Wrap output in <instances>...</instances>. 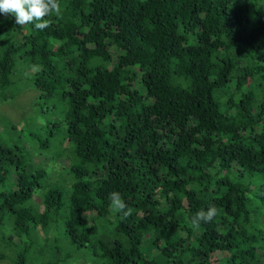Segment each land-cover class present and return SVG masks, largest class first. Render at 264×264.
<instances>
[{"label":"trees","instance_id":"trees-1","mask_svg":"<svg viewBox=\"0 0 264 264\" xmlns=\"http://www.w3.org/2000/svg\"><path fill=\"white\" fill-rule=\"evenodd\" d=\"M59 4L42 31L0 14V86L23 59L36 67L45 120L34 137L43 149L66 141L55 155L70 179L47 181L49 165L0 142V225L6 213L26 236L16 263L32 248L34 264L67 262L32 237L59 221L104 264H264V0ZM113 192L132 215L109 208Z\"/></svg>","mask_w":264,"mask_h":264},{"label":"rangeland","instance_id":"rangeland-1","mask_svg":"<svg viewBox=\"0 0 264 264\" xmlns=\"http://www.w3.org/2000/svg\"><path fill=\"white\" fill-rule=\"evenodd\" d=\"M23 27L19 30V34L24 33ZM17 38L20 35L16 36ZM23 65L26 66L24 70H14L11 74V78L14 79V83L7 86H0V142L8 143L7 141H15L16 143L23 145L28 151V162H33L38 165H49L46 168L47 176L46 180L54 182L56 176L60 170L62 178L65 175L64 166L62 165V159L60 156L55 155L58 151L57 145L63 146L64 142L57 145H51L47 149L41 148L39 142L35 139L34 134L37 136H44L42 133V125L45 120L43 110L44 107H40V101L36 98L37 91L32 87L31 81L29 80L30 73L35 71V66L27 67L25 60H22ZM21 62L16 61V68L19 69ZM37 127V128H34ZM30 131L31 134L26 133ZM61 160V161H60ZM66 164V162H64ZM32 164V163H31ZM61 175V174H60ZM64 180H70L69 178H63ZM69 186V184H68ZM41 191L32 193V206L39 212L44 208V205L40 203ZM111 209V207H109ZM48 227L45 225L38 224L35 226V230L32 231V237H37L38 241H49L53 242L55 246L60 248L61 256L66 258L67 262L59 264H104L102 258L96 257L93 252L86 246L76 247L67 240L62 230L60 229L59 221H52ZM51 231V232H50ZM12 221L10 216L4 213L2 223L0 226V264H17L16 254L22 248L23 243L26 241V236L13 234ZM144 235H147L145 233ZM2 237L6 244L2 243ZM10 237V238H9ZM9 240H6L8 239ZM25 239V240H23ZM96 245V243H93ZM53 245V246H54ZM32 248L29 255L25 257L29 259L28 264H34L31 258ZM14 251V252H12ZM144 252L145 249H144ZM37 257L38 260H42V254ZM154 254V251H151ZM56 257H59L53 250L45 252L43 259H47L48 262L53 261ZM218 257L220 254L218 253Z\"/></svg>","mask_w":264,"mask_h":264},{"label":"clouds","instance_id":"clouds-1","mask_svg":"<svg viewBox=\"0 0 264 264\" xmlns=\"http://www.w3.org/2000/svg\"><path fill=\"white\" fill-rule=\"evenodd\" d=\"M60 11L59 0H0V14L14 17L15 23L19 26L31 24L36 30L41 31L50 25V21L46 17L53 14L59 15ZM110 199L113 212L122 213L124 218L132 215L133 210L128 207L120 193H111ZM217 214L214 205L206 211L201 210L191 219V225L198 229L201 222L209 223ZM96 245L98 246V243Z\"/></svg>","mask_w":264,"mask_h":264}]
</instances>
